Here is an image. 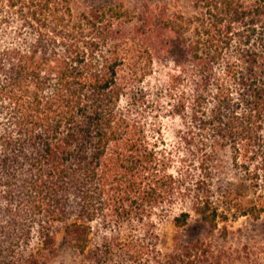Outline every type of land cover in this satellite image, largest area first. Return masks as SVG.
<instances>
[{
    "label": "trees",
    "instance_id": "trees-1",
    "mask_svg": "<svg viewBox=\"0 0 264 264\" xmlns=\"http://www.w3.org/2000/svg\"><path fill=\"white\" fill-rule=\"evenodd\" d=\"M198 1L186 16L0 0V31L18 23L0 43V264H52L61 232L81 264H230L182 230L264 213V0ZM156 63L168 80L150 88ZM225 147L257 197L212 191Z\"/></svg>",
    "mask_w": 264,
    "mask_h": 264
},
{
    "label": "rangeland",
    "instance_id": "rangeland-1",
    "mask_svg": "<svg viewBox=\"0 0 264 264\" xmlns=\"http://www.w3.org/2000/svg\"><path fill=\"white\" fill-rule=\"evenodd\" d=\"M251 1V0H248ZM149 3L152 7H161L166 10L167 14L174 15L175 13L185 14L186 16L196 15L201 10V5L198 0H70L73 11L77 13L90 11L98 6L122 5L123 9L131 14H136L141 9L142 5ZM17 22H12L3 25L0 31V43H9L8 41H15L14 32L17 29ZM26 31L23 38L28 35ZM168 69L156 63L155 73L147 79V86L156 88L167 83ZM213 94V93H212ZM211 97V96H210ZM211 99V98H209ZM210 107V105L208 104ZM163 133L167 141L174 144L175 129L179 127V120L173 119L170 116H162ZM210 140L207 139V143ZM211 144V143H208ZM210 150V148L208 147ZM212 166V191L217 198L223 199L229 193L230 187L238 188V194L235 197L242 198L249 201L257 197V193L249 187L241 186L242 180L239 175L232 169L231 155L228 147L221 149L213 156L211 161ZM212 192V193H213ZM215 196V199H217ZM239 206H235L237 209ZM220 210H223L221 208ZM177 210L174 211L177 212ZM237 211V210H236ZM228 225V233L225 236L223 232L224 224ZM162 229L168 233L171 239L176 229L172 223V217L168 216L162 223ZM182 238L184 241L195 239L196 237L211 243L215 250H227L232 253L230 264H243V261H256L257 264H264V213L259 219H255L250 215H241L238 217H231L227 221L222 219L219 221L217 229L209 230L204 223L199 219V215L192 214L190 226L182 230ZM171 242V240H170ZM248 248L245 249L244 247ZM57 253L52 264H81L82 258L78 251L71 248L65 238L63 232L58 234L57 239ZM244 248V249H243ZM169 252V249H168ZM251 263V262H249Z\"/></svg>",
    "mask_w": 264,
    "mask_h": 264
}]
</instances>
